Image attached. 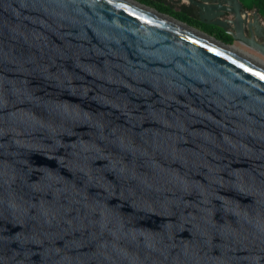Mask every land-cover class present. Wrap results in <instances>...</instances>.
<instances>
[{"label": "water", "instance_id": "obj_1", "mask_svg": "<svg viewBox=\"0 0 264 264\" xmlns=\"http://www.w3.org/2000/svg\"><path fill=\"white\" fill-rule=\"evenodd\" d=\"M226 9L263 60L137 0H0V264H264V41Z\"/></svg>", "mask_w": 264, "mask_h": 264}, {"label": "flooded vegetation", "instance_id": "obj_2", "mask_svg": "<svg viewBox=\"0 0 264 264\" xmlns=\"http://www.w3.org/2000/svg\"><path fill=\"white\" fill-rule=\"evenodd\" d=\"M161 3L166 5L168 8H173L174 11L183 10L187 12V15L193 20H197L199 23L207 27L213 26L215 28H219L223 33L231 37L227 31H232V20L234 19V16L230 10L226 9L227 7H230V0H161ZM196 3H206L211 5L212 7L210 8V12L200 11V8L196 5ZM238 3L240 4L239 12L243 17L242 31L244 36H249L251 34L255 41H264V20L259 16L255 8L245 9L239 1ZM254 10H256L257 13L256 18L253 14ZM242 11L245 13L242 14ZM248 12H250L249 15ZM200 14L204 15V22L199 20ZM205 20L220 21L223 24V27L214 23H207ZM232 42L233 39L231 37L230 43Z\"/></svg>", "mask_w": 264, "mask_h": 264}, {"label": "trees", "instance_id": "obj_3", "mask_svg": "<svg viewBox=\"0 0 264 264\" xmlns=\"http://www.w3.org/2000/svg\"><path fill=\"white\" fill-rule=\"evenodd\" d=\"M145 5L151 6L155 8L156 10L166 13L182 22H185L186 24L195 27L208 35L213 36L214 38L224 42V43H230L231 37L225 33H223L219 28H215L213 26L207 27L201 23H199L197 20H193L187 15V12L185 11H174L170 8H168L166 5H163L161 3V0H137ZM242 7L245 9L255 8L257 10V13L259 16L264 20V0H238Z\"/></svg>", "mask_w": 264, "mask_h": 264}, {"label": "rangeland", "instance_id": "obj_4", "mask_svg": "<svg viewBox=\"0 0 264 264\" xmlns=\"http://www.w3.org/2000/svg\"><path fill=\"white\" fill-rule=\"evenodd\" d=\"M169 8H170V7H169ZM170 9L173 10V8H170ZM249 13H250V12H248V15H249ZM263 25H264V24H263ZM233 45H234L236 48L242 50L243 52L248 53V54L251 55V56H254V57H257V58L263 60V58H262L260 55L254 53L253 51H251L250 49L244 47L243 45L238 44L237 42H233Z\"/></svg>", "mask_w": 264, "mask_h": 264}]
</instances>
